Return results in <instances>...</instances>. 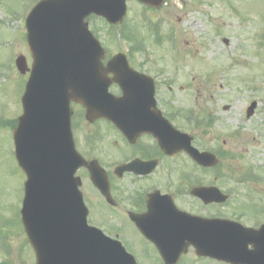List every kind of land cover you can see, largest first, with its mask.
<instances>
[{"label":"rangeland","instance_id":"1","mask_svg":"<svg viewBox=\"0 0 264 264\" xmlns=\"http://www.w3.org/2000/svg\"><path fill=\"white\" fill-rule=\"evenodd\" d=\"M35 1L0 0V264H34L19 219L24 175L13 156L11 131L21 113L19 99L27 77L16 71L14 58L23 54L30 62L23 16ZM126 2L128 15L119 27L110 28L94 17L88 21L90 30L108 56L124 53L154 79L160 106L178 114L176 126L193 132L198 147L216 149L224 157L218 174L251 169L257 175L238 184L257 188L237 193L231 215L261 217L264 204L257 199L264 200V189H259L264 187V0H167L147 17L138 1ZM251 101L257 107L247 118ZM72 111L80 145L99 125H85L78 106ZM189 114L197 118L195 124L185 120ZM201 123L205 128H199ZM80 176L88 183L83 172ZM137 258L140 264L150 263L142 255Z\"/></svg>","mask_w":264,"mask_h":264},{"label":"water","instance_id":"2","mask_svg":"<svg viewBox=\"0 0 264 264\" xmlns=\"http://www.w3.org/2000/svg\"><path fill=\"white\" fill-rule=\"evenodd\" d=\"M125 11V0H41L27 16L32 67L21 98L23 114L13 130V140L15 158L26 175L21 220L36 264H135L118 242L86 223L76 170L86 166L94 185L100 190L103 187L98 167L86 163L74 149L71 102L86 109L90 122L106 117L128 136L139 132L155 135L168 153L184 149L199 164L215 162L212 154L192 149L186 134L172 129L165 120L160 125L152 81L134 74L123 54L115 55L106 67L102 65L104 51L84 19L95 14L117 24ZM16 63L24 72V58L20 56ZM108 73L114 75L112 79ZM113 81L122 88V97L107 92ZM139 85L143 87L139 89ZM253 107L254 103L248 116ZM132 108L146 117L145 127L134 132L130 127ZM222 242L227 244V251L226 246L217 245ZM244 242L243 235L234 233L214 239L210 251L217 257L227 254L259 260L257 252L243 253Z\"/></svg>","mask_w":264,"mask_h":264},{"label":"flooded vegetation","instance_id":"3","mask_svg":"<svg viewBox=\"0 0 264 264\" xmlns=\"http://www.w3.org/2000/svg\"><path fill=\"white\" fill-rule=\"evenodd\" d=\"M165 1L162 0L163 4ZM108 61L109 58H105L103 65ZM129 65L148 75L132 60ZM109 90L120 94L116 84H111ZM155 98L162 116L176 126L178 115L167 113L160 106L159 98ZM94 125H99V128L90 133L92 140H81L80 145L77 140L76 145L87 160H96L104 169L110 195L104 196L92 185L83 183L82 196L88 208L87 220L90 224L101 226L104 233L121 242L127 241L131 254L137 260V255L150 259L149 264H165L152 241H161L163 255L172 264H264V242L261 241L264 240V229L260 231L264 225V214L256 218L231 215V202L237 193L241 189L254 190L257 187L217 185L224 180L214 171L201 169L184 152L172 156L165 154L148 134L128 140L106 119L88 124ZM189 133L194 143L195 136L193 132ZM128 163L131 164L129 170L125 168ZM81 171L88 176L86 169ZM214 185L228 196L223 203H205L195 194L200 187ZM257 200L264 204V200ZM190 217L228 220L239 224L242 229L226 224L218 227L191 225L187 223ZM233 230L247 239L241 246L245 252H262L263 257L259 260H233L205 252L211 235ZM135 242L140 246L137 247Z\"/></svg>","mask_w":264,"mask_h":264},{"label":"bare ground","instance_id":"4","mask_svg":"<svg viewBox=\"0 0 264 264\" xmlns=\"http://www.w3.org/2000/svg\"><path fill=\"white\" fill-rule=\"evenodd\" d=\"M193 28H194V26H193Z\"/></svg>","mask_w":264,"mask_h":264}]
</instances>
